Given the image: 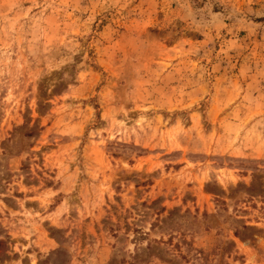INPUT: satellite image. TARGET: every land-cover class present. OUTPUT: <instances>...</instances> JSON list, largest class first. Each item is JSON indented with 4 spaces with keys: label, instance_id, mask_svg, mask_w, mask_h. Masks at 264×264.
<instances>
[{
    "label": "rangeland",
    "instance_id": "rangeland-1",
    "mask_svg": "<svg viewBox=\"0 0 264 264\" xmlns=\"http://www.w3.org/2000/svg\"><path fill=\"white\" fill-rule=\"evenodd\" d=\"M0 264H264V0H0Z\"/></svg>",
    "mask_w": 264,
    "mask_h": 264
}]
</instances>
